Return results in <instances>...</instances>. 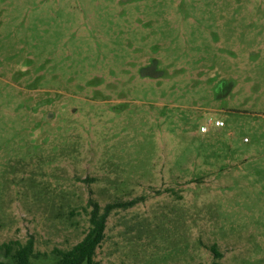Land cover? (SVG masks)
<instances>
[{
	"label": "rangeland",
	"instance_id": "374dc122",
	"mask_svg": "<svg viewBox=\"0 0 264 264\" xmlns=\"http://www.w3.org/2000/svg\"><path fill=\"white\" fill-rule=\"evenodd\" d=\"M92 203L103 264H264V0H0V244Z\"/></svg>",
	"mask_w": 264,
	"mask_h": 264
},
{
	"label": "trees",
	"instance_id": "16d2710c",
	"mask_svg": "<svg viewBox=\"0 0 264 264\" xmlns=\"http://www.w3.org/2000/svg\"><path fill=\"white\" fill-rule=\"evenodd\" d=\"M92 205L94 208L90 211V228L87 234L69 249L55 248L53 253L58 257L56 264H103L96 259V255L106 236L109 210L101 212L98 203ZM214 253L217 258L222 257V253L215 248ZM39 256L41 255L36 251L33 238L26 243L10 241L0 244V264H40L35 262ZM211 264L224 263L214 260Z\"/></svg>",
	"mask_w": 264,
	"mask_h": 264
},
{
	"label": "flooded vegetation",
	"instance_id": "af4514ba",
	"mask_svg": "<svg viewBox=\"0 0 264 264\" xmlns=\"http://www.w3.org/2000/svg\"><path fill=\"white\" fill-rule=\"evenodd\" d=\"M144 70L153 71V74L160 76L162 72L159 71L157 63L153 62L149 64ZM233 89V84L228 83L227 81H222L220 83L218 92L223 95H229Z\"/></svg>",
	"mask_w": 264,
	"mask_h": 264
},
{
	"label": "built area",
	"instance_id": "2783aa9c",
	"mask_svg": "<svg viewBox=\"0 0 264 264\" xmlns=\"http://www.w3.org/2000/svg\"><path fill=\"white\" fill-rule=\"evenodd\" d=\"M213 125H215L217 127H223L225 124H224V121H222V120H216V121L209 120L208 125H203L201 127V131L207 132L209 130V128Z\"/></svg>",
	"mask_w": 264,
	"mask_h": 264
}]
</instances>
